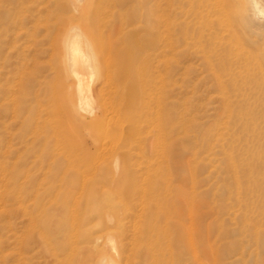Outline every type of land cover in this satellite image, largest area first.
Returning a JSON list of instances; mask_svg holds the SVG:
<instances>
[{
  "label": "rangeland",
  "instance_id": "obj_1",
  "mask_svg": "<svg viewBox=\"0 0 264 264\" xmlns=\"http://www.w3.org/2000/svg\"><path fill=\"white\" fill-rule=\"evenodd\" d=\"M208 1L0 0V264L69 263L44 223L72 203L114 217L87 264H264V19Z\"/></svg>",
  "mask_w": 264,
  "mask_h": 264
},
{
  "label": "bare ground",
  "instance_id": "obj_2",
  "mask_svg": "<svg viewBox=\"0 0 264 264\" xmlns=\"http://www.w3.org/2000/svg\"><path fill=\"white\" fill-rule=\"evenodd\" d=\"M93 1V0H90V2ZM216 0V3L215 5H210L209 6V3H210V0L208 1V6H207V9L208 11L214 10L212 16H214V19H216V17L218 16V14H222L223 17L222 19L220 20V23L222 24H226L228 23L229 21H232L234 22L233 25H228V27H230V30L228 32H232L234 35L236 34L237 30L238 29H244V26H246V24H248L249 22H259L258 20H262L264 19V7L261 3L260 0H249L248 2V5H250V8L249 10V13L247 14H241L243 11L239 12V15L241 18H238V17H235L236 15L232 14L234 13L235 9L237 10L239 8L240 10V6H242V3L241 1L243 0ZM247 1V0H246ZM195 2V1H194ZM169 3V2H168ZM245 3V2H244ZM247 3V2H246ZM250 3V4H249ZM89 4V3H87ZM173 4V3H171ZM264 4V3H263ZM244 5V4H243ZM198 6V5H197ZM203 6V4H202ZM206 8V7H205ZM244 8V6H243ZM245 9V8H244ZM238 10V11H239ZM246 10L244 13H246ZM196 11V10H195ZM204 12V10H203ZM84 14V13H82ZM199 14V13H198ZM202 14V13H201ZM207 14V12H206ZM204 16V15H203ZM207 16V15H205ZM218 18V17H217ZM217 21H219L217 19ZM217 24V23H216ZM250 24V23H249ZM253 24V23H251ZM211 27V26H210ZM227 28V27H226ZM214 29V28H213ZM246 29V28H245ZM201 30V29H200ZM227 31V30H226ZM216 35V34H215ZM222 35V34H221ZM218 37V36H217ZM244 37V35H243ZM214 38V37H213ZM245 38V37H244ZM257 38V37H256ZM254 38V39H256ZM258 39V38H257ZM215 40V39H214ZM201 41V40H200ZM211 41V40H210ZM82 42V41H81ZM258 42V41H257ZM264 42V41H262ZM70 43V42H69ZM88 43V42H87ZM261 43V42H259ZM71 44V43H70ZM90 44V43H89ZM199 44V43H198ZM258 45V44H257ZM263 45V44H262ZM261 45V47H262ZM89 46V45H88ZM247 46V45H246ZM264 46V45H263ZM252 48L251 44L250 46L246 47V49L248 48ZM255 47V46H253ZM260 47V48H261ZM91 48V47H90ZM93 48V47H92ZM95 48V47H94ZM256 48V47H255ZM259 48V47H258ZM254 49V48H253ZM252 50V49H250ZM257 50V49H256ZM259 50V49H258ZM66 59L64 61V68H62L63 70L66 71V73L71 77V79H73L74 81V85H72V89H71V92L75 89H78L79 91L83 92L82 94L83 95V98H86V101L87 99H91V93H90V90L89 88L90 87V84H89V81L87 80L89 76H91V72H89V68H90V64H89V61L86 59V52L84 54V51L83 49H81V46H77V45H72V46H69L66 48ZM63 51V52H65ZM251 52V51H250ZM88 53V52H87ZM93 53V52H92ZM246 53H248L246 51ZM252 53V52H251ZM64 54V55H65ZM89 55V54H88ZM91 55V54H90ZM89 55V56H90ZM93 56V54H92ZM246 56V55H245ZM252 56V54H251ZM91 57V56H90ZM62 58H65V57H62ZM264 58V57H263ZM254 59V58H253ZM93 63V62H92ZM260 65V64H259ZM262 66V65H261ZM257 68V67H256ZM255 68V69H256ZM261 69V68H260ZM232 70V69H231ZM250 70V69H249ZM254 70V69H253ZM235 72V71H234ZM254 72V71H253ZM238 73V72H237ZM262 73V72H261ZM260 73V74H261ZM259 74V75H260ZM251 75V72L250 74ZM263 75V74H262ZM233 76V74H232ZM239 76V75H238ZM248 76V74H247ZM253 76V74H252ZM236 77V76H235ZM249 77V76H248ZM256 77V76H255ZM255 77L253 79H255ZM257 79V78H256ZM251 81V80H250ZM258 82V81H257ZM255 83V82H254ZM253 88V87H252ZM255 89V88H254ZM261 91V90H260ZM259 97V96H258ZM89 101V100H88ZM171 122V121H170ZM169 123V122H168ZM168 125V124H167ZM169 125H172V122L169 124ZM175 129L173 127H169L167 126L165 128L166 129ZM164 130V129H163ZM164 130V132H166ZM166 135V134H165ZM160 139V137L158 138ZM163 139V137H162ZM168 140V139H167ZM164 141H166V138L164 139ZM164 153V152H163ZM167 152H165L166 154ZM168 154V153H167ZM163 156V155H162ZM73 166V165H72ZM71 167V165H70ZM72 168V167H71ZM84 170V168H83ZM82 170V171H83ZM86 170V169H85ZM99 170V169H98ZM97 170V171H98ZM79 183V182H78ZM69 186L73 189L75 186H78V184H76L74 181L72 183L68 182ZM87 185V184H86ZM86 185H85V188H86ZM84 187V186H83ZM93 187V186H92ZM70 188V189H71ZM88 188V187H87ZM81 190V189H80ZM90 190V189H89ZM93 190V189H92ZM79 191V190H78ZM83 191V190H82ZM86 191V190H85ZM105 193V192H104ZM82 194V193H81ZM87 195V193H86ZM95 195V194H93ZM104 195V194H103ZM78 196V195H77ZM80 197V196H79ZM92 197V195H91ZM75 198V197H74ZM77 198V197H76ZM87 201V200H86ZM92 201V200H91ZM77 202V200L75 201ZM65 203V202H64ZM67 203V202H66ZM71 204V202H69ZM87 203V202H86ZM74 206L75 209L73 210H70V209H66L65 213L62 214L63 216V219L64 221L63 222H60L58 223V225L55 227L54 224H52V222H45L44 223V227L46 229V233H49V235L51 236H57V234H61L64 236V239L62 240V244L63 246H61V250L63 249L64 251H66L68 253V259H69V263L66 262V264H87L85 262H83L82 260L80 261V253H81V249H80V246L84 245V244H93V250H98L96 249L97 246H99V243L106 238V240L108 241H111L112 238H113V234L112 232H106L102 227L101 225L99 224H95V221L97 220H104V221H107V222H111L113 221V218L114 217H110L107 212H104V209L100 208V207H97V206H94V205H87V207L84 209H82V207L80 206V204L78 203V205L72 203ZM68 207V204L66 205ZM71 206V205H70ZM83 206V205H82ZM73 208V206H72ZM110 228V227H108ZM112 228V227H111ZM110 228V229H111ZM112 231V230H111ZM104 232H106L105 234H103ZM102 234V235H101ZM43 236V235H42ZM45 236V235H44ZM105 237V238H104ZM59 239V238H58ZM115 239V238H114ZM47 240V238H46ZM45 240V241H46ZM61 240V239H60ZM64 241V243H63ZM55 242V241H54ZM45 243V242H44ZM104 244V242H103ZM102 244V245H103ZM106 244V243H105ZM114 244V243H113ZM116 244V243H115ZM107 246V245H106ZM100 247V246H99ZM103 247V246H102ZM112 248V247H111ZM117 248V247H116ZM100 249V248H99ZM110 249V248H109ZM108 249V250H109ZM60 250V248H59ZM102 250V249H101ZM113 250L116 251L115 247L113 248ZM63 251V252H64ZM62 252V251H61ZM99 252V251H98ZM101 252L100 251V254L98 253L97 256H98V259L96 260V264H119L118 262L112 260V259H108L106 258L105 256H103V253L101 255ZM108 252V251H107ZM113 252V251H112ZM116 254V252H114ZM65 254V253H63ZM105 254V253H104ZM114 254V255H115ZM89 255V254H87ZM86 255V256H87ZM113 255V254H112ZM91 256V255H90ZM110 256H111V253H110ZM66 257V256H65ZM67 258V257H66ZM92 263V260L91 262ZM88 263V264H90ZM95 263V261L93 262Z\"/></svg>",
  "mask_w": 264,
  "mask_h": 264
}]
</instances>
